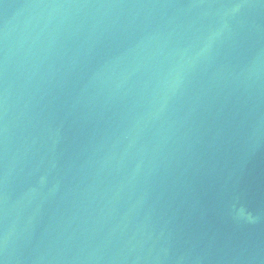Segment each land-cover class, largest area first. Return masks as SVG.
<instances>
[{
	"label": "water",
	"instance_id": "water-1",
	"mask_svg": "<svg viewBox=\"0 0 264 264\" xmlns=\"http://www.w3.org/2000/svg\"><path fill=\"white\" fill-rule=\"evenodd\" d=\"M0 264H264V0H0Z\"/></svg>",
	"mask_w": 264,
	"mask_h": 264
}]
</instances>
